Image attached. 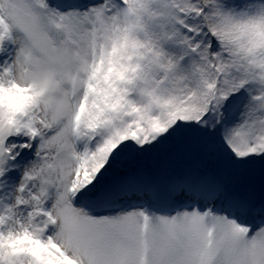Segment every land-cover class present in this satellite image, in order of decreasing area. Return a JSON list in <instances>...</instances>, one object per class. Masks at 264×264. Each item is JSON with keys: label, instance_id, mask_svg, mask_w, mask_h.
Returning a JSON list of instances; mask_svg holds the SVG:
<instances>
[{"label": "snow or ice", "instance_id": "snow-or-ice-1", "mask_svg": "<svg viewBox=\"0 0 264 264\" xmlns=\"http://www.w3.org/2000/svg\"><path fill=\"white\" fill-rule=\"evenodd\" d=\"M0 264H264V0H0Z\"/></svg>", "mask_w": 264, "mask_h": 264}, {"label": "rangeland", "instance_id": "rangeland-1", "mask_svg": "<svg viewBox=\"0 0 264 264\" xmlns=\"http://www.w3.org/2000/svg\"><path fill=\"white\" fill-rule=\"evenodd\" d=\"M152 162V159H149L148 161H146V163H151Z\"/></svg>", "mask_w": 264, "mask_h": 264}]
</instances>
